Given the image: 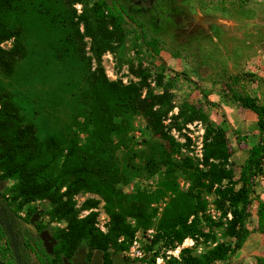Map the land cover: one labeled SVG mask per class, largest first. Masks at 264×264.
Returning <instances> with one entry per match:
<instances>
[{"label": "trees", "instance_id": "trees-1", "mask_svg": "<svg viewBox=\"0 0 264 264\" xmlns=\"http://www.w3.org/2000/svg\"><path fill=\"white\" fill-rule=\"evenodd\" d=\"M102 1L91 4L92 0H0V180L15 181L12 198L9 202L5 200L3 214L9 216L20 242L19 248L13 247L0 222V264H67L78 251L86 249L89 254L100 251L103 264H113L112 256L125 252L136 232L152 226L158 213L152 205L166 199L149 247L153 250L154 245L161 244L148 262L155 264L162 249H174L187 239H213L212 228L219 224L207 213L210 195L214 196L212 203L222 217L231 215V219L226 220L223 235L234 239V246L216 244L201 255L183 249L179 258L170 257L164 264L224 262L240 249L251 233L246 226L251 216L249 208L254 188L258 180L264 178V105L250 96L232 93L241 108L256 115L260 131L259 141L251 148L238 180L233 181L228 145L213 131L207 114L201 108L183 103L178 114L179 118L184 117L183 124L194 120L205 124L203 160L206 169L194 164L191 158L174 161L163 145L150 144L145 167L159 174L156 186L153 190L138 189L132 197L123 198L117 185L125 183L127 168L121 169L116 164L112 137L120 138L136 114L156 127L170 108L154 110L149 98H141L135 87L116 85L107 79L103 54L112 53L118 62L123 56L122 46L115 45L104 29L103 14L98 8ZM157 1L159 7L147 13L132 10L134 17L145 21L150 30L149 34L138 38L155 43L160 39L159 27L165 21L156 16L161 11V0ZM79 3L84 25L82 37L90 39L89 57L84 48L79 47V30L73 21L76 16L73 6ZM116 6L114 3V10L119 12ZM144 14L146 19L142 17ZM130 20L134 22L133 18ZM9 41H12L9 48L1 47ZM28 54L39 56L33 60ZM47 57L60 62L65 75L79 73L81 69L88 83L82 95L86 110L82 121L74 116L53 132L45 131L39 136L34 123L20 113L2 81L12 75L30 77L29 74L41 73L46 66L41 65L42 60ZM61 86L62 90L51 91L53 97H59L71 87L67 83ZM162 102L170 104V96ZM179 178L189 183L186 190L180 189ZM79 193L95 194L102 199L109 216L106 232L96 227L94 212L80 217L82 211L92 209L93 205L84 203L76 208L74 196ZM35 201L49 203L50 209L45 215L51 221L66 223L63 228L49 230L55 241L51 253L45 249L41 233L33 235L26 228V222L15 216ZM258 203V230L264 234V204ZM257 263L264 264V259H258Z\"/></svg>", "mask_w": 264, "mask_h": 264}, {"label": "rangeland", "instance_id": "rangeland-1", "mask_svg": "<svg viewBox=\"0 0 264 264\" xmlns=\"http://www.w3.org/2000/svg\"><path fill=\"white\" fill-rule=\"evenodd\" d=\"M95 1L97 0H92L91 4ZM239 2L240 0H175L176 25L161 34L156 43L149 39L138 38L144 34L140 32L138 25L132 24L131 20L122 17V20L120 19V10L116 12L113 7V4L117 3L116 7L120 9V4L116 0H103L99 3L104 29L115 45L122 46L123 57L120 62L110 52L102 56L107 79L116 85L135 87L141 98H149L148 101L153 105L154 110L170 108V111L160 118V125L153 127L142 115L136 114L131 118L129 128L120 138L112 137L116 164L121 169L127 168L125 183L117 185L123 198L132 197L138 189L155 188L159 174L152 173L151 168L145 167L147 146L150 144L163 145L174 161L191 158L194 164H198L203 170L206 169L203 160L205 124L199 120L183 124L184 117H178L183 103L201 108L207 114L213 131L219 133L228 145L229 167L233 171V181L238 180L241 167L251 148L259 141L260 131L256 115L250 110L241 108L234 101L232 93L247 95L257 101L259 93L257 86L261 85L264 88V84L257 82V74L252 73L247 67V62L254 60L257 55L254 53L252 58L253 51L259 49L264 53L262 46L264 36L261 35L264 19L256 18L254 22L251 18L252 6L245 5V10L242 12L236 10L234 7L237 3L240 5ZM73 8L76 14L74 25L79 30V47L84 48L86 56L89 57L90 39L86 36L82 37L84 33V25L81 21L82 4H75ZM258 26H261L259 28L261 31L258 35H253L252 30ZM127 33L129 35L125 36ZM11 44L12 41L5 42L1 47L9 48ZM27 56L34 60L39 55ZM42 62L41 65L45 63L46 66L39 74H29L30 77L27 76L28 74L12 75L10 79L2 81L20 113L27 121L34 123L39 136L45 131L53 132L62 122L69 121L74 116L79 121L83 120L86 107L82 95L88 86L80 68L79 73L65 75L60 62L48 57ZM91 68L94 69L93 61ZM65 83L70 84L71 87L59 97H53L51 91L59 90ZM169 96L170 104L162 102ZM83 137L81 135V139ZM178 182L181 190H186L189 186V183L182 178H179ZM14 184L13 180H0V222L12 246L19 248V235L9 221V216L3 214L5 202H9L12 198ZM261 192H264V178L258 180L249 208L251 216L246 221V226L251 232L250 235L244 240L240 249L232 253L226 261L215 264H258V259H264V238L258 230V202L261 201L259 199ZM213 199V195L208 197L207 208V213L215 223L219 224L212 228L213 239L207 237L187 239L174 249H162L155 264H164L170 257L179 258L183 249H188L193 255H201L216 244L234 246L235 240L223 235L226 220L231 219V215L228 214L227 218L222 217L215 209ZM74 201L76 208H80L84 203L93 205L92 209L82 211L80 217L94 212L96 227L101 232L107 231L109 216L105 213L104 202L98 195L79 193L74 196ZM165 203L166 199H162L152 205L158 210L149 228L152 232L149 233V229L139 230L134 235L137 236L145 252L150 250L149 247L154 240L155 225ZM49 209L50 205L47 201H35L24 206L15 213V216L21 218L23 223L26 222V228L33 235H37L38 232L41 235L43 233L49 235V230L66 226L64 221H51L45 215ZM38 212L41 213L36 225H33L31 219ZM129 222L134 224L133 220ZM36 227H39L38 231ZM204 232L207 233L208 229L205 228ZM160 245V243L154 245L153 251L158 250ZM83 251L87 252L88 262H91L94 254L98 252H93L91 255L88 249ZM115 257H120L128 263L148 264L150 261L127 256L124 252L113 255L112 259Z\"/></svg>", "mask_w": 264, "mask_h": 264}, {"label": "flooded vegetation", "instance_id": "flooded-vegetation-1", "mask_svg": "<svg viewBox=\"0 0 264 264\" xmlns=\"http://www.w3.org/2000/svg\"><path fill=\"white\" fill-rule=\"evenodd\" d=\"M119 6V16L130 20V18L134 19L135 26L139 27L141 33H150V30L148 29V24L145 21H140L139 19H136L137 17H134V13L132 10H144L145 13L150 11L151 9L155 8V6L159 5L157 4V0H116ZM175 0H161L160 1V7L161 11L156 13L157 18L164 19L165 21L162 23V25L159 27L161 30L159 31L160 34L165 33L168 29L175 27V19L174 14L176 13L177 9L175 7ZM157 4V5H156ZM143 19H146L147 15L144 14ZM132 32V31H130ZM86 262H88L87 258V252H86Z\"/></svg>", "mask_w": 264, "mask_h": 264}, {"label": "crops", "instance_id": "crops-1", "mask_svg": "<svg viewBox=\"0 0 264 264\" xmlns=\"http://www.w3.org/2000/svg\"><path fill=\"white\" fill-rule=\"evenodd\" d=\"M240 5H238V3L236 4V6L234 8H236V10L238 11H244V6H252V14H251V18L254 19V22H256V20L259 18V20H263L264 19V0H240ZM247 7V8H248ZM255 11V13H254ZM247 16V15H246ZM257 18V19H256ZM263 23V22H261ZM261 26L256 27L255 29L252 30V34L253 35H258L259 31H261V29H259ZM262 36H264V26H263V32L261 33ZM262 46L264 49V39H262ZM255 50V49H254ZM254 53L257 54L254 56ZM252 58L254 60H252L251 62H247V67L250 68L252 71V73H256L257 74V78H258V83H262L264 84V53H261V51L259 49L253 51L252 53ZM250 63V64H249ZM244 66V64H243ZM246 66V64H245ZM258 87V91L259 93L257 94V102L259 104H264V88H262L261 85L257 86ZM262 203L264 204V192H261L260 194V198H259ZM264 238V234H261ZM261 235L259 234V236L261 237ZM264 240V239H263Z\"/></svg>", "mask_w": 264, "mask_h": 264}, {"label": "water", "instance_id": "water-1", "mask_svg": "<svg viewBox=\"0 0 264 264\" xmlns=\"http://www.w3.org/2000/svg\"><path fill=\"white\" fill-rule=\"evenodd\" d=\"M40 213L41 212H38L37 214H35L32 217L31 223L33 225H36ZM41 239L44 243V247L47 250V252L51 253L52 249L55 245V241L53 240V238L51 236H49L47 233H43L41 235ZM112 262H113V264H139V263H135V262L128 263L120 257L113 258ZM67 264H102V254H101V252L98 251L92 257L91 262H86V252L83 250H80L72 257L71 262H69Z\"/></svg>", "mask_w": 264, "mask_h": 264}, {"label": "built area", "instance_id": "built-area-1", "mask_svg": "<svg viewBox=\"0 0 264 264\" xmlns=\"http://www.w3.org/2000/svg\"><path fill=\"white\" fill-rule=\"evenodd\" d=\"M148 232H152L151 229L148 230ZM125 255L136 258V259H144V260H151L153 255H154V251L153 250H149L147 252H145L143 250V248L140 245V242L137 239V236L134 237L132 244L130 246V248L128 249V251L124 252Z\"/></svg>", "mask_w": 264, "mask_h": 264}]
</instances>
